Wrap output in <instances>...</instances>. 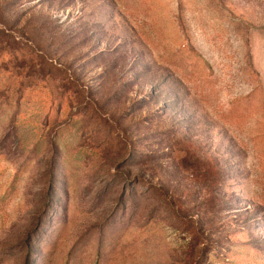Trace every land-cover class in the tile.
Segmentation results:
<instances>
[{
    "label": "rangeland",
    "instance_id": "1",
    "mask_svg": "<svg viewBox=\"0 0 264 264\" xmlns=\"http://www.w3.org/2000/svg\"><path fill=\"white\" fill-rule=\"evenodd\" d=\"M0 264H264V0H0Z\"/></svg>",
    "mask_w": 264,
    "mask_h": 264
}]
</instances>
